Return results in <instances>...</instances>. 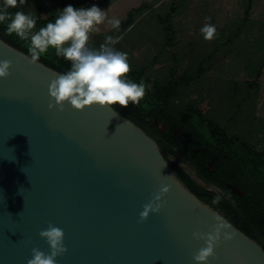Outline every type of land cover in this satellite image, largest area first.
I'll use <instances>...</instances> for the list:
<instances>
[{
  "label": "water",
  "instance_id": "1",
  "mask_svg": "<svg viewBox=\"0 0 264 264\" xmlns=\"http://www.w3.org/2000/svg\"><path fill=\"white\" fill-rule=\"evenodd\" d=\"M26 56L0 38V60L12 61L0 79V264H28L33 248L49 254L40 236L49 224L65 234L56 264H197L204 241L193 232L212 231L214 216L227 219L114 108H49L48 85L60 72ZM162 184H171L166 204L141 221ZM231 225L235 235L222 238L209 264H264L263 247Z\"/></svg>",
  "mask_w": 264,
  "mask_h": 264
},
{
  "label": "trees",
  "instance_id": "2",
  "mask_svg": "<svg viewBox=\"0 0 264 264\" xmlns=\"http://www.w3.org/2000/svg\"><path fill=\"white\" fill-rule=\"evenodd\" d=\"M174 5L176 6L175 1L172 5L173 12L177 8ZM251 7L252 0H248L243 18L235 29L216 28L211 51L199 57L189 69L177 73V66L172 64L168 74L161 78L150 75L147 70L153 67L155 56L143 65L135 66L130 63L131 71L126 75L133 82L143 83L146 94L138 105L130 103L127 108L119 105H114L113 108L157 142L164 158L191 192L264 249V147L258 149L251 141L259 91L257 79L261 68L258 67L252 78L244 81L243 85L237 84L234 102L230 106L229 115L224 119L210 108H203L206 98L196 85L210 67L216 50L234 42L247 25L252 23ZM20 10L31 13L36 18L33 32L50 22L54 23L56 19L42 0H25L23 5L18 4L16 9H10L13 13ZM144 10L142 6L130 9L126 18L120 20L119 31L110 28L107 34L95 35L88 41L89 46L99 49L107 36L121 31L124 33L141 19ZM44 11L48 15L45 19L41 15ZM171 20V14L159 17L162 49L172 43ZM260 30L264 34V21L260 22ZM0 38L28 55L30 41L21 40L15 34H7L5 25H0ZM261 45L259 42L255 47L259 48ZM246 54L252 56L253 53L249 51ZM39 61L60 73L71 67V62L57 56L52 48ZM195 86L198 87L196 90ZM185 88L199 92L190 98L186 94L179 98L180 91ZM172 155L179 156L186 162L195 172L196 178L171 160ZM226 183L237 186L244 192V196L234 194ZM220 194H223L221 201L213 204V198Z\"/></svg>",
  "mask_w": 264,
  "mask_h": 264
},
{
  "label": "rangeland",
  "instance_id": "3",
  "mask_svg": "<svg viewBox=\"0 0 264 264\" xmlns=\"http://www.w3.org/2000/svg\"><path fill=\"white\" fill-rule=\"evenodd\" d=\"M49 11L57 18L67 4L75 7H90L97 4L107 10L109 18L125 19L127 12L139 6L145 8L139 21L119 34L121 36L114 48L127 51L128 62L135 66L143 65L155 56L156 61L148 73L157 77L168 74L172 64L177 66V73L189 69L195 61L211 51L214 39L205 40L200 29L206 24L216 28H236L243 18L244 8L248 0H42ZM173 1L176 11L173 12ZM172 15L173 36L170 46L162 49L161 25L159 17ZM47 18V12H42ZM250 17L252 23L234 42L219 47L206 73L196 84L204 92L203 108L224 119L229 115L230 106L234 102L237 84L251 79L255 70L260 67L257 79L259 91L256 98L255 121L251 141L258 149L264 147V34L260 30V22L264 21V0H252ZM210 18V19H206ZM99 31L89 34V41L98 34H107L111 28L107 23L97 26ZM262 43L259 48L255 46ZM133 43V44H132ZM91 44V43H90ZM252 52V56L246 52ZM195 86V90L198 88ZM199 91L192 92L190 88L182 89L179 98L187 95L196 96ZM170 159L183 166L186 171L196 178L193 169L179 156L172 155ZM200 184H203L199 181ZM211 189V187H209Z\"/></svg>",
  "mask_w": 264,
  "mask_h": 264
},
{
  "label": "clouds",
  "instance_id": "4",
  "mask_svg": "<svg viewBox=\"0 0 264 264\" xmlns=\"http://www.w3.org/2000/svg\"><path fill=\"white\" fill-rule=\"evenodd\" d=\"M24 3L25 0H0V25H5L7 34L30 41L26 56L28 62L37 63L49 48L54 49L57 56L71 62L69 70L54 74L48 85L52 98L49 108L57 107L63 111L66 103L76 110L93 105L113 109L114 105L127 108L130 103L139 104L146 94V88L143 83L133 82L126 75L131 71L128 54L114 48L122 37L107 36L99 49L91 48L88 44L89 34L99 31L98 25L107 23L119 31V19L109 18L107 10L97 4L90 7L67 4L60 9L54 23L50 22L33 32L36 24L33 14L22 10L10 11ZM200 31L205 40H212L217 33L212 24H206ZM11 65L9 59L0 60V79L11 74ZM170 189L171 184L160 186L152 200L144 205L140 213L141 221L146 220L150 213L161 211L166 204L163 197ZM222 198L223 194L216 195L212 203L218 204ZM214 220L216 223L212 231L193 232L194 238L204 241V246L193 256L197 264H209V258L217 259L215 249L222 243V238L230 240L235 235L234 231H229L232 229L229 221L221 216H214ZM64 235L63 229L52 224L41 230L40 236L46 238L51 251L46 254L33 248L28 264H56V257L67 252Z\"/></svg>",
  "mask_w": 264,
  "mask_h": 264
}]
</instances>
